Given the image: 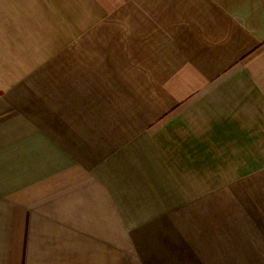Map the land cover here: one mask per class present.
I'll return each mask as SVG.
<instances>
[{
  "label": "crops",
  "instance_id": "obj_1",
  "mask_svg": "<svg viewBox=\"0 0 264 264\" xmlns=\"http://www.w3.org/2000/svg\"><path fill=\"white\" fill-rule=\"evenodd\" d=\"M0 52V264H264V0H0Z\"/></svg>",
  "mask_w": 264,
  "mask_h": 264
},
{
  "label": "rangeland",
  "instance_id": "obj_2",
  "mask_svg": "<svg viewBox=\"0 0 264 264\" xmlns=\"http://www.w3.org/2000/svg\"><path fill=\"white\" fill-rule=\"evenodd\" d=\"M8 55L6 54V56L3 54V52H0V70L2 71H10L11 69L15 70V72L17 71L18 68H15L14 66H12V63L8 62ZM9 63V64H8ZM23 198H25L26 200L23 201H32V202H50V201H56V195L55 194H47V195H43V196H35V195H28V196H24Z\"/></svg>",
  "mask_w": 264,
  "mask_h": 264
}]
</instances>
